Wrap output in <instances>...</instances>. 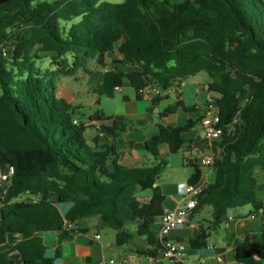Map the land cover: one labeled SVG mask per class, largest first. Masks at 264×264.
I'll list each match as a JSON object with an SVG mask.
<instances>
[{
    "label": "trees",
    "instance_id": "1",
    "mask_svg": "<svg viewBox=\"0 0 264 264\" xmlns=\"http://www.w3.org/2000/svg\"><path fill=\"white\" fill-rule=\"evenodd\" d=\"M115 51L133 68H110L97 90L100 98L113 97L125 79L138 99L149 88L162 94L200 73L211 80L223 134L213 144L215 182L203 189L194 211L212 208L208 231L225 225L232 211L262 210L256 170L264 172V0H11L0 5V171L12 166L15 174L5 195L0 189V247L12 238L27 251L18 259L10 249L0 251V264H54L59 256H46L40 234L65 239L70 225L93 218L100 229L116 233L117 247L133 239L126 224L142 218L137 233L148 237L151 249L141 255L159 256L161 245L150 232L166 201L156 186L168 165L158 159L159 148L167 145L178 154L184 133L200 120L183 127L161 124L159 135L146 143L157 161L151 167L119 163L117 148L129 124L103 113L88 119L101 123L102 137L91 145L83 115L57 97V80L89 73L92 62L107 68L106 56ZM47 54L53 72L39 66ZM161 100L154 97L153 107ZM179 108L194 111L177 102L162 118ZM189 166L188 185L198 186L201 165L192 160ZM136 188L153 193L143 207L134 200ZM62 205H69L65 213ZM209 236L200 234L193 248L202 249ZM236 260L264 264V232L258 250L246 237Z\"/></svg>",
    "mask_w": 264,
    "mask_h": 264
},
{
    "label": "crops",
    "instance_id": "2",
    "mask_svg": "<svg viewBox=\"0 0 264 264\" xmlns=\"http://www.w3.org/2000/svg\"><path fill=\"white\" fill-rule=\"evenodd\" d=\"M77 22L79 20L74 21V23ZM115 62L118 63L115 64ZM106 65L107 68H101L96 62H92L89 67L90 72L87 74L80 71L74 77L59 78L57 97L76 107L78 115H83L84 136L91 145L96 139L102 137L98 129L101 123L89 121L91 116L103 113L105 117H112L129 124V128L121 134L123 144L117 148L119 163L127 168L151 167L157 163L148 151L146 143L159 135L161 124L183 127L190 120H200L194 129L184 133L185 144L178 154H170L167 145L159 148L158 159L168 162L167 168L156 184L166 197L163 215L167 211L183 207L186 202L184 190L192 174V169H189L190 161H199L211 154L216 156L214 146L208 145L204 139L201 124L209 97L213 98L216 103L219 99L218 95L209 92L211 80L208 77L204 82L185 81L183 87L178 85L162 93L160 104L153 107L152 100L148 96L145 95L142 99H138L128 79L124 80L123 86L115 92L113 97H98L97 90L102 84L104 74L110 68L124 73L130 72L133 68L131 64L124 62L123 57L117 51L106 56ZM54 70L55 68L52 67L43 71L53 72ZM177 102H182L186 108H194V111L186 112L179 108L176 113L162 118L166 109L176 105ZM104 143L102 141L100 144ZM169 168H171L170 171L166 173ZM201 168L203 177L199 185L206 188L215 182L216 170L214 167L201 166ZM262 174V182L259 183L257 180V199L262 203L263 208L262 213L255 219L251 218L255 213L253 208L247 214L242 213L244 209L242 208L232 211L227 223L220 229L208 231L209 222L212 220V208L205 207L193 213L185 227L171 232L169 238L185 250L184 264H239L236 260V249L246 237L251 239L254 250L261 247L264 223V172ZM152 197L151 190L135 189L134 200L139 207L148 204ZM203 213L206 218L198 219V216ZM162 216H157L150 227L154 239H158ZM141 224H143L142 218L126 224V229L133 235V239L124 247L116 246V233L113 230L111 231L114 233H109L108 230L100 229L96 218L85 220L81 225L80 223L70 225L68 238L60 239V234L54 233L53 257L55 254L59 256L54 264H174L161 255L156 259L141 255V252L151 249L147 242L148 237L139 236L137 233L138 226ZM130 226L136 227V232H131ZM204 232L210 233L205 246L199 250L194 249L193 241ZM45 234H40V236L46 245ZM97 235L100 236L99 239L96 238ZM8 246H10L9 242L0 247V251H6ZM21 249L23 251L21 256H23L27 250L23 247ZM16 251L14 249V252Z\"/></svg>",
    "mask_w": 264,
    "mask_h": 264
},
{
    "label": "built area",
    "instance_id": "3",
    "mask_svg": "<svg viewBox=\"0 0 264 264\" xmlns=\"http://www.w3.org/2000/svg\"><path fill=\"white\" fill-rule=\"evenodd\" d=\"M2 52L4 57L9 56V51L7 48H3ZM184 85L185 81L179 84L180 87H183ZM145 95L152 100L154 97L160 96L161 91L157 87H152L146 90ZM74 124H78V122L74 121ZM201 124L203 128L204 139L208 145H213L221 138L223 130L219 126V109L216 101L211 97H209L208 99V104L202 116ZM215 160V154H211L201 158L199 160V164L204 167H213ZM14 174L15 170L12 166H8L5 171H0V189L3 195L7 193V186ZM203 189L204 188L200 185H186L184 190L186 202L184 206L171 211H167L161 217V228L158 232L157 239L161 245V251L159 255H161L165 259L172 261L174 264H184L186 254L184 248L179 244L173 242L169 238V236L172 231L181 229L186 226L190 217L198 207L199 198L202 195ZM32 201L36 202L35 199H32ZM261 213L262 210H258L251 216V218L255 219L256 216ZM262 229L264 232V223ZM96 238L99 239L100 236L97 235Z\"/></svg>",
    "mask_w": 264,
    "mask_h": 264
},
{
    "label": "rangeland",
    "instance_id": "4",
    "mask_svg": "<svg viewBox=\"0 0 264 264\" xmlns=\"http://www.w3.org/2000/svg\"><path fill=\"white\" fill-rule=\"evenodd\" d=\"M106 2H109V3H121L123 0H105ZM66 28L70 26V23L69 24H65L64 25ZM41 60L39 61V64H40V68L42 70H46V69H51L53 66L52 64V56L47 54V55H41ZM94 65V63L92 64ZM55 68V67H54ZM56 69V68H55ZM208 79V76L206 73H200L199 75L196 76V78H190L189 80H187L188 82H191V83H194L195 81H199V82H204V80H207ZM171 168H169L167 170L166 173H168L170 171ZM191 170V168H189ZM205 171V169H204ZM262 171L260 169H257L256 170V178L258 180L259 183L262 182ZM69 208V205H62L60 206V210L62 213H65V211ZM252 209V206H246L244 207L242 213L243 214H247L251 211ZM201 218H206L205 217V214L203 213L201 216H198V219H201ZM80 225L84 223V221H80L79 222ZM105 230H108L109 233H114L112 232L110 229H105ZM129 230L131 232H136V227L134 226H130L129 227ZM45 241H46V245L48 247L47 249V253H46V256L49 257V258H53V247L55 246V242H54V233L53 232H49V233H46L45 234ZM17 241H15L14 239L10 238V241H9V244L10 246L7 247V250H11V254L14 258H20L23 251L21 249V247H19L17 245ZM14 249L17 250L16 252H14Z\"/></svg>",
    "mask_w": 264,
    "mask_h": 264
},
{
    "label": "water",
    "instance_id": "5",
    "mask_svg": "<svg viewBox=\"0 0 264 264\" xmlns=\"http://www.w3.org/2000/svg\"><path fill=\"white\" fill-rule=\"evenodd\" d=\"M9 1H11V0H0V5L5 4V3L9 2Z\"/></svg>",
    "mask_w": 264,
    "mask_h": 264
}]
</instances>
